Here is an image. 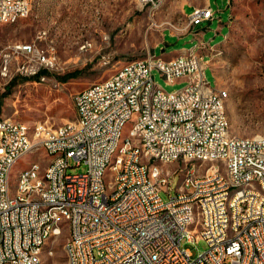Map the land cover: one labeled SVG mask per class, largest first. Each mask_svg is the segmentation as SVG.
Segmentation results:
<instances>
[{"label": "built area", "instance_id": "obj_1", "mask_svg": "<svg viewBox=\"0 0 264 264\" xmlns=\"http://www.w3.org/2000/svg\"><path fill=\"white\" fill-rule=\"evenodd\" d=\"M139 2L154 10V0ZM31 9L32 0H0V24L15 15L28 17ZM189 17L194 29L215 12L195 6ZM200 46L191 49V57L177 55L171 63L149 59V52L123 63L74 95V121L31 126L0 116V264H37L33 249L43 232L39 222L59 232L55 218L66 216H74L73 237L66 242L77 243L67 264H264V167H256L251 155V144L260 143V137L231 134L228 116L221 114L228 90L208 81L209 65ZM11 49L0 50L2 78L10 76L20 54L33 74L55 64L33 43H15ZM170 67H178L177 79L166 78ZM155 69L167 81L183 79L185 84L158 95ZM123 73H131L130 82H123ZM197 77H204L202 87H193ZM147 86H154L153 97H145ZM175 93L184 95L181 107H174ZM191 101L211 103L208 116H195ZM216 115H225L227 128L216 124ZM137 119H144V129H136ZM122 122H129L127 137H120ZM174 122L183 123L182 132H174ZM30 128H39V135L29 136ZM162 134H169V142H162ZM228 139H235L236 152H229ZM161 143H168L167 162L211 165L202 173L192 165L174 186L178 170L158 163ZM37 151L32 171H24L23 196L11 195V166L23 170ZM230 155H239V163L228 165ZM42 156H50V165L33 178ZM81 164L87 166L83 171L78 170ZM232 188H241V195L234 216H226L220 202ZM161 191L169 197L163 198ZM49 205H58L59 214H51ZM226 226H233V234H226ZM201 240L208 247L196 256L184 246Z\"/></svg>", "mask_w": 264, "mask_h": 264}, {"label": "rangeland", "instance_id": "obj_2", "mask_svg": "<svg viewBox=\"0 0 264 264\" xmlns=\"http://www.w3.org/2000/svg\"><path fill=\"white\" fill-rule=\"evenodd\" d=\"M184 1L162 0L156 9L150 10L139 0H32L28 17L0 24V50L12 53L13 44L30 42L54 57L55 64L33 74L26 70L25 56L18 55L11 64L10 76L0 77V116L13 117L31 126L36 122L57 126L74 121L77 118L74 95L80 89L107 78L123 63L143 58L148 52L169 58L182 49L192 48L198 42L193 32L182 38L166 32L182 36L191 29L188 18L182 14ZM227 1L213 0L217 18L209 28L207 22L196 28L204 30L203 39L211 45L223 41L229 31ZM229 4L230 31L225 41L216 46L213 70L207 67L206 75L212 86L228 90L225 112L231 134L264 137V0H230ZM43 70L46 72L36 76ZM72 72L77 74L63 79ZM153 75L167 92L185 84L180 80L167 81L158 69ZM128 126L129 123L124 134ZM38 153H32L23 167L34 162ZM39 161L45 166L49 158L42 156ZM158 163L165 169L178 170L173 177L174 186L192 165L201 173L211 165L200 160ZM86 167L81 164L78 170ZM20 168L16 165L12 171V192ZM161 196L168 198L169 194L161 191ZM67 236L64 231L45 243L42 264L66 263ZM184 246L195 256L208 247L205 240L184 242Z\"/></svg>", "mask_w": 264, "mask_h": 264}, {"label": "bare ground", "instance_id": "obj_3", "mask_svg": "<svg viewBox=\"0 0 264 264\" xmlns=\"http://www.w3.org/2000/svg\"><path fill=\"white\" fill-rule=\"evenodd\" d=\"M162 0H154V9H156ZM26 17L23 15H15L10 19L12 23L17 21L18 19ZM189 25L191 26V18L189 17ZM183 57H191V50L187 54H180ZM161 57V60H164V63H171L172 58H164L162 56L155 55V52H149V59H156ZM178 77V67H170L166 69V78L167 79H177ZM131 81V73H123V82ZM204 85V77H197V79H193V87H202ZM156 94L158 95H167L168 92L165 91L160 85H156ZM154 96V86H147L145 89V97H153ZM229 96V93H228ZM181 104H184V95L182 93H175L174 99V107H181ZM226 101H222L221 106V114H226L225 112ZM191 108H195V116L204 117L208 116L211 111V103H202V101H191ZM229 121V120H228ZM129 122H122L120 126V137H127V133L124 134V128L126 124ZM216 124L220 126V128H227V118L225 115H216ZM129 126L127 128L128 132ZM136 129H144V119H137L136 121ZM183 123L182 122H174V132H182ZM39 135V128H30L29 136H37ZM244 139H258L260 137L259 142H252L251 144V155L252 161L256 167H264V137H241ZM162 142H169V134H162ZM260 144L262 148V155L260 153ZM229 152H236V143L235 139H228ZM168 150V143H161L158 145V158L160 161H167V156H165L166 151ZM49 161L47 165H43L39 160L37 161V166L33 171V178H40L41 175L46 172V166L50 165V156H48ZM176 161V159H169V161ZM239 163V155H230L228 158V165H236ZM16 165H12L9 170V192L13 196H23V181H24V171H32L34 167V162H29L24 165L23 170L21 168L18 171V175L16 177V186L15 190L12 192L11 190V175L12 171ZM241 195V188H232L228 190L226 199H221L220 202V211L226 212V216H234V205L236 199ZM49 212L51 214H59L58 205H49ZM74 216H66L63 220L62 218H55V229H58L59 232H54V228H46V222H39V230H43L41 233L40 241L37 244V248L33 249V256L37 259V264H42V248L45 243L52 237L56 235H61L64 231L68 232V236L66 241H68L71 237H73L74 233ZM226 234H233V226H226ZM64 243V251L66 253V263L67 257L70 254V251H77V243ZM70 264H77V261H70Z\"/></svg>", "mask_w": 264, "mask_h": 264}, {"label": "crops", "instance_id": "obj_4", "mask_svg": "<svg viewBox=\"0 0 264 264\" xmlns=\"http://www.w3.org/2000/svg\"><path fill=\"white\" fill-rule=\"evenodd\" d=\"M229 3H230V0L227 1V7H228V9L230 11L229 17H228V21H227V25H228V28H229V31H230V26H231L232 20H231V7H230V4ZM195 6H208L213 11L215 10L213 0H185L183 2L182 14H183V16H185V17L188 18V23H189V14L192 12V10H193V8ZM216 18L217 17H216V12H215V17L213 19L205 20L201 24H199V26H202V24H204V23L207 22L208 23V26L207 27L209 28V25H211V23ZM218 21H219L218 28H220V27H222V25L220 24V23H222V20H221L220 17L218 18ZM197 26L194 29L191 28L189 31H187V33H185L182 36H179L177 33H174L172 31H166V32H168L171 37L176 36L178 38H182V37L186 36L187 34H189L190 32H193L194 37L198 40V42H197V44L195 46H197L198 44H202V46H200V48L198 49V52L200 53V55L203 56L205 62H207V64L209 65V67L212 68L213 60L215 58V56H214L215 55L214 50L216 49V46L218 44H220L223 41H225V39L227 38V36L229 34V31L225 35L223 41L219 42L217 45H211L210 42H205V40L203 39L204 30L203 29H200V28L196 29ZM166 32L164 33V38L166 36ZM216 32H218V31L216 30ZM161 43L159 44V46L161 45ZM195 46H193L192 48H194ZM192 48H190V49H182V50L176 52L175 54H173L172 56H170L169 58L175 57V56L180 55V54H187L189 52V50H191ZM207 55H209V57H207ZM212 70H213V68H212ZM180 81H184V80L183 79H180Z\"/></svg>", "mask_w": 264, "mask_h": 264}, {"label": "trees", "instance_id": "obj_5", "mask_svg": "<svg viewBox=\"0 0 264 264\" xmlns=\"http://www.w3.org/2000/svg\"><path fill=\"white\" fill-rule=\"evenodd\" d=\"M43 72H46V70H43V71H41L39 74H37L36 76H40V74L41 73H43ZM77 74V72H72V73H69V74H66L65 76H63V79L64 80H66L68 77H70V76H74V75H76Z\"/></svg>", "mask_w": 264, "mask_h": 264}]
</instances>
